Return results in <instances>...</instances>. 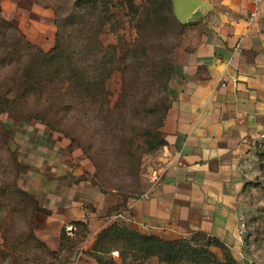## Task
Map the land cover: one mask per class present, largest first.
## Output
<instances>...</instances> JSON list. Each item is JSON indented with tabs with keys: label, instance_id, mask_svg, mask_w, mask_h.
Returning a JSON list of instances; mask_svg holds the SVG:
<instances>
[{
	"label": "rangeland",
	"instance_id": "374dc122",
	"mask_svg": "<svg viewBox=\"0 0 264 264\" xmlns=\"http://www.w3.org/2000/svg\"><path fill=\"white\" fill-rule=\"evenodd\" d=\"M76 1L0 0V100L11 101L0 110V264H173L121 238L112 243L105 230L114 224L138 236L187 239L224 260L205 233H163L128 214L164 163L162 146L146 143V111L170 107L172 83L217 16L200 6L181 22L173 0H99L82 9ZM59 33L81 52L83 83L57 77L26 98L24 71L6 53L18 57V49L35 68L37 48L49 51ZM95 71L100 85L87 88ZM257 169L244 198L241 247L227 244L238 264H264V138Z\"/></svg>",
	"mask_w": 264,
	"mask_h": 264
},
{
	"label": "crops",
	"instance_id": "0c3cea01",
	"mask_svg": "<svg viewBox=\"0 0 264 264\" xmlns=\"http://www.w3.org/2000/svg\"><path fill=\"white\" fill-rule=\"evenodd\" d=\"M208 2L200 12L217 16L210 33L171 85L164 163L128 214L152 230L204 231L233 248L241 247L244 198L264 138V1Z\"/></svg>",
	"mask_w": 264,
	"mask_h": 264
},
{
	"label": "trees",
	"instance_id": "16d2710c",
	"mask_svg": "<svg viewBox=\"0 0 264 264\" xmlns=\"http://www.w3.org/2000/svg\"><path fill=\"white\" fill-rule=\"evenodd\" d=\"M86 2L91 3L96 6L99 0H77L76 6L78 9H82ZM78 16V14H76ZM75 16L72 17L74 22ZM6 46L5 44H0V47ZM69 48H71L69 46ZM64 45L63 38L59 33L55 45L49 51H43L37 48V56L35 58V65L33 68L29 60L26 62L23 55L16 50L18 57L14 56V53L9 51L6 54L11 55L10 62L15 59L18 62V69L24 71L25 79L22 83L24 87L23 94L26 98H30L32 94H35L36 89H42L46 86L47 81L54 83L56 78L59 81H78L83 83L84 66L82 63L81 52L78 50H70ZM5 50L9 48H4ZM25 49V48H24ZM45 69V70H44ZM48 74H53L55 77L53 79H47ZM100 73L96 71L91 75L92 81L89 82L90 87L97 88L101 79H98ZM93 85V86H90ZM98 89V88H97ZM96 90V89H95ZM11 101L6 99L5 101L0 100V110L1 106H7ZM165 113H162L159 109L151 108L147 109V114L151 118L150 128L145 132L147 138L146 143L151 147L155 148L159 145L163 146L166 144V139L162 136L161 128L165 122L166 116L169 112L170 107L166 104L164 106ZM1 112V111H0ZM113 231V232H111ZM105 232L112 233L115 239L111 237L112 243H118L121 238L125 247L141 246L143 249L147 250L146 254H159L160 257H164L173 264H185L186 262H194L196 264H238L234 256L229 250L228 245L219 237L210 235L204 231H197L194 233H205L206 244L216 245L224 250V260L219 259L216 254L211 251L208 247H196L188 244L187 239H178L173 241H164L163 239L156 236H143L139 235L135 229H130L129 227H121L118 224H114L106 228ZM140 243L138 244V240ZM192 248V251L189 248ZM119 248V247H118ZM120 249V248H119ZM123 249H120V253H123Z\"/></svg>",
	"mask_w": 264,
	"mask_h": 264
},
{
	"label": "water",
	"instance_id": "95a60500",
	"mask_svg": "<svg viewBox=\"0 0 264 264\" xmlns=\"http://www.w3.org/2000/svg\"><path fill=\"white\" fill-rule=\"evenodd\" d=\"M173 3L175 15L181 22H186L200 6L210 8L209 2L205 0H173Z\"/></svg>",
	"mask_w": 264,
	"mask_h": 264
},
{
	"label": "built area",
	"instance_id": "2783aa9c",
	"mask_svg": "<svg viewBox=\"0 0 264 264\" xmlns=\"http://www.w3.org/2000/svg\"><path fill=\"white\" fill-rule=\"evenodd\" d=\"M255 4H260L262 3L264 0H252Z\"/></svg>",
	"mask_w": 264,
	"mask_h": 264
}]
</instances>
